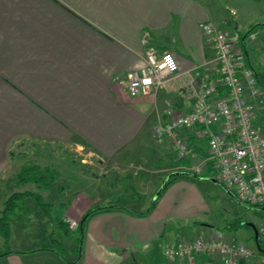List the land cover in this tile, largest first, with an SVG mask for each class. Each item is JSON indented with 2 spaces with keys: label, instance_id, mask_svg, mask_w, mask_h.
<instances>
[{
  "label": "crops",
  "instance_id": "crops-1",
  "mask_svg": "<svg viewBox=\"0 0 264 264\" xmlns=\"http://www.w3.org/2000/svg\"><path fill=\"white\" fill-rule=\"evenodd\" d=\"M225 1L222 6L210 0H0V197L6 185L10 191H34L33 184L14 179L20 171L13 170L22 169L15 162L25 156L16 155L14 144L46 143L45 153L54 160L47 168L58 173L55 190L43 194L52 205L51 218L27 202L40 221L33 238H48L38 248L22 239L30 229L20 214L9 242L0 238V264H186L168 262L164 249L197 234L237 239L232 234L237 225L221 231L198 222L207 206L204 182L244 204L216 181L214 171L195 176L192 161H178L170 141L159 144L154 138L168 104L178 113L192 110L194 101L181 93L191 79L218 81L214 50L200 23L227 33L243 68L264 72V0ZM239 6L248 18L240 19ZM229 21L245 22L230 29ZM255 25L260 26L252 30ZM149 47L172 53L179 72L158 93L132 97L122 83L145 65ZM250 101L255 126L264 132V91ZM199 132L183 135L206 155ZM48 143L56 151L48 152ZM64 146L84 157L83 165L63 162L57 151ZM17 192L4 193L2 205ZM91 211L78 256L81 230L68 226L66 236L57 223L82 224ZM258 218L250 220V229L264 228V218ZM260 239L264 244L261 233ZM254 240L257 249L256 235Z\"/></svg>",
  "mask_w": 264,
  "mask_h": 264
},
{
  "label": "built area",
  "instance_id": "built-area-1",
  "mask_svg": "<svg viewBox=\"0 0 264 264\" xmlns=\"http://www.w3.org/2000/svg\"><path fill=\"white\" fill-rule=\"evenodd\" d=\"M199 28L210 38L218 81L208 76L191 79L181 93L194 101L192 110L178 113L168 104L165 120L154 128V138L159 144L170 141L178 161H192L195 176L214 171L216 181L241 204L264 211V132L255 126V107L250 101L262 92L256 73L242 67L240 53L227 33L208 22L200 23ZM178 72L172 53L160 54L149 47L145 65L128 73L122 85L130 96L140 98L163 90L167 78ZM197 128L198 137L206 139V155H200L183 135ZM68 224L73 232L80 231L79 221L68 220ZM260 233L264 235V228ZM164 257L170 263L251 264L258 258L264 264V253L221 235L180 239L164 249Z\"/></svg>",
  "mask_w": 264,
  "mask_h": 264
},
{
  "label": "rangeland",
  "instance_id": "rangeland-1",
  "mask_svg": "<svg viewBox=\"0 0 264 264\" xmlns=\"http://www.w3.org/2000/svg\"><path fill=\"white\" fill-rule=\"evenodd\" d=\"M210 2L212 3V5H224L226 2L225 0H210ZM239 8H241V12L239 13V17L241 20H243V18H248V14H243V9L244 7L239 6ZM260 9H262L264 11V4H262V6H260ZM228 10V9H227ZM240 22L243 24V22L245 21H229L230 23V29H234L236 28V24ZM256 26V25H255ZM244 36L246 35V32L243 31ZM38 145H40V147L38 148ZM53 146H55L54 144H51ZM44 146H46V143H33V144H29L27 143L26 145L24 144H14L12 149H15L16 155L18 154H22L25 155L23 156V158L17 160L15 163H17L15 165L14 168L20 169L19 167H21L22 169L25 168L26 166H38L39 168H41L42 170H45L47 168V165L50 166L49 163H53V159L50 158L51 155L46 154L45 153V149ZM48 147L50 148V150H47L48 152H54L56 150H54L53 147H50V144L48 143ZM62 150L60 152V150H58L57 152L60 153V156L63 159V162L66 163H70V164H75L78 166H81L83 164H81V162H83L84 157L80 159L79 154L76 152L74 153V151L68 150L69 148L64 146V147H60ZM73 151V152H72ZM18 153V154H17ZM18 164L20 166H18ZM23 166V167H22ZM64 169L68 168L67 165H64L63 167ZM21 170H16L14 169L13 172L14 173H18L19 171L21 172ZM52 169V168H50ZM18 176V175H17ZM17 176H14V179L17 178ZM16 177V178H15ZM28 185V184H27ZM37 186H30V190H36ZM53 187V186H52ZM203 191H204V195H205V204L207 205L205 207V211L204 214H202V216L198 217V222L201 223L202 225H211V226H215L220 228L221 231L224 230V228H231L232 227L239 224V220H241L243 222V224L247 225V226H242L241 228L237 229V231H233L232 234L234 236L237 237L238 242L248 246L249 248L255 250L256 245H255V240H254V235H255V229L251 228L248 225H251L250 220H259L258 217H261L262 219L264 218V211L258 210L257 208H254L250 205H244L240 206L237 201L233 198H229V196H226L224 194H222V190L220 187H218V185H216L215 183L211 182V181H206L203 184ZM25 189H29V188H15L13 187V189H11V191L8 189V186L6 185L5 187L3 186V188H1V194H3L0 197V210L3 209V205L2 202L4 200L5 194L10 195L12 192H17L20 190V192H23ZM53 190H55V188H53ZM44 195L48 194L42 190L41 191ZM46 202H49L47 199L45 200ZM50 203V202H49ZM46 212H48L47 209H45ZM22 212L25 215L26 220H25V227L26 229L29 228L30 230L26 233L23 234V237H21L22 239H26L29 241V243L34 247V248H38L40 245H42L43 242V237L46 236V238H48L47 235L42 234L40 235L41 237H35L33 238V235L37 234L36 233V228H35V224H40L39 220L34 217L35 215V211L31 208V210L27 211L26 209L22 210ZM256 213H260L258 216L256 215ZM16 217H19V215H15L13 216L14 221H16ZM25 219V218H24ZM44 220V219H43ZM254 224V223H253ZM29 226V227H28ZM31 226V227H30ZM14 227V224H13ZM197 228H200V225L197 226ZM13 230H16L13 228ZM186 235L187 232L184 231ZM74 233H71V236ZM21 235V233H20ZM222 236H227V233H221ZM30 236V237H29ZM32 236V237H31ZM39 236V235H38ZM197 236L202 237L203 235L201 234H197ZM230 236V235H229ZM253 236V237H252ZM45 238V237H44ZM66 238H63V241H65ZM13 249H17L19 250L20 247H12ZM32 248V247H31ZM64 249V248H63ZM164 261V260H163ZM166 264V261H164Z\"/></svg>",
  "mask_w": 264,
  "mask_h": 264
},
{
  "label": "trees",
  "instance_id": "trees-1",
  "mask_svg": "<svg viewBox=\"0 0 264 264\" xmlns=\"http://www.w3.org/2000/svg\"><path fill=\"white\" fill-rule=\"evenodd\" d=\"M257 26H253L252 30L255 29ZM256 78L258 81L259 87L264 91V72H259L256 74ZM58 179V173L54 169L46 168L42 170L38 166H26L22 169V171L18 174L16 178V182L19 185L24 184H33L37 186V191H25V192H17L12 194L4 203L3 209L0 213V238L5 242L8 243L11 236H12V226H13V215H20L23 213V210H29L27 206V202L33 203L38 209V212L45 214L46 218H51V210L52 205L49 202H46V197H44L42 190L46 192H50L56 186V182ZM53 186V187H52ZM257 208V206H252ZM48 212H46V210ZM95 211H91L87 216L83 218V222L80 226V237L78 240V249L77 253L78 256L80 255L81 251V243L83 242V226L86 223L87 219L94 214ZM57 225L62 230L63 234L66 236L70 235V229L68 228V224L65 220L61 219L58 221ZM242 226H247L243 224L241 220H239L238 228ZM249 226V225H248ZM259 235L260 231L257 229ZM259 245L262 250H264V244H262L261 239L259 240ZM258 250V249H257Z\"/></svg>",
  "mask_w": 264,
  "mask_h": 264
},
{
  "label": "water",
  "instance_id": "water-1",
  "mask_svg": "<svg viewBox=\"0 0 264 264\" xmlns=\"http://www.w3.org/2000/svg\"><path fill=\"white\" fill-rule=\"evenodd\" d=\"M255 235H256V242H257V249H258L259 252L264 253V250H262L261 247H260V245H259V233H258L257 230H255Z\"/></svg>",
  "mask_w": 264,
  "mask_h": 264
}]
</instances>
